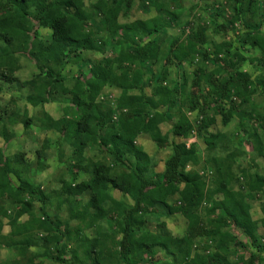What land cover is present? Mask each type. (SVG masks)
<instances>
[{
    "label": "trees",
    "instance_id": "16d2710c",
    "mask_svg": "<svg viewBox=\"0 0 264 264\" xmlns=\"http://www.w3.org/2000/svg\"><path fill=\"white\" fill-rule=\"evenodd\" d=\"M88 1L0 0V90L25 88L15 74L26 57L38 73L27 84V102L38 108L65 99L72 106L38 126L59 136V155L62 145L72 149L64 163L71 182L61 180L58 191L49 194L32 180L48 142L34 164L0 149V248L16 255L3 264H264V201L259 221L251 214V202L264 195L257 164L264 165V101L253 100L264 94V0L214 1L200 10L210 23L184 19L180 36L161 44L156 34L180 27L179 0ZM135 3L157 15L121 24ZM208 32H231L233 43L215 42ZM108 50L110 57L87 59ZM197 59L214 69L205 72ZM69 62L79 69L67 86ZM185 63L196 67L192 76L180 70ZM246 64H255V73L244 72ZM170 69L181 76L169 79ZM109 91L119 94L114 104L98 103ZM217 117L225 130L211 133ZM195 135L203 154L199 144L184 142ZM140 136L169 151L160 174L136 146ZM0 137L8 141L6 129ZM87 149L102 158L87 162ZM78 174L87 179L75 184ZM162 217L182 218L184 233L170 234Z\"/></svg>",
    "mask_w": 264,
    "mask_h": 264
},
{
    "label": "rangeland",
    "instance_id": "374dc122",
    "mask_svg": "<svg viewBox=\"0 0 264 264\" xmlns=\"http://www.w3.org/2000/svg\"><path fill=\"white\" fill-rule=\"evenodd\" d=\"M214 1H221V0H179L178 2V9L179 12H182L181 15V21H179L177 26L175 23L172 25V28L169 29V31L166 34H156L155 37L158 40V43L161 44L169 35L171 36H180V29L183 26L184 19H187L188 23H195V19L205 18L204 21L206 23H210L211 19L210 17H203L202 10L205 5H210ZM88 3H93V1H88ZM140 3H135L132 7V9L125 15H122L120 18L121 24H127L134 21H146L151 18H154L157 13L150 8V6L147 3H144L142 5ZM170 7L173 6V4H168ZM220 5H224L223 1H221ZM144 6V8H143ZM196 6H198V10H196ZM148 9V10H147ZM201 13V14H200ZM229 11L227 10L226 17H228ZM166 20V18L161 19ZM209 29H212V26H208ZM188 33V30L186 28V35ZM103 33L100 32V36ZM43 35V39H47L49 33L48 32H42L41 36ZM208 35L211 39H213L215 42H226V43H233L234 35L231 32L227 33H220L219 35H214L213 33L208 32ZM97 40V39H96ZM183 40V38H181ZM207 53L211 51V47L208 45L204 48ZM242 51V50H240ZM241 55L248 59V55H246L243 51L241 52ZM112 56L111 52L108 50L104 54H88L87 59L91 62H98L105 57ZM252 58H249L248 60H251ZM196 65H199L201 69H203L205 72L209 73L214 68L209 63L208 64H202L200 59L195 60ZM183 66L180 67L181 71L186 72L188 75L192 76V72L196 70V67L188 66L186 63L182 64ZM255 64H246L243 68L244 72L247 73H255ZM88 68V67H87ZM172 68L173 65H172ZM79 69V65H75L73 62H69V66L64 72V75L67 77V86H70L71 83L69 82V79H71ZM155 70V69H154ZM38 74L36 71V67L34 66L33 62L28 60L26 57H22L20 59V66L19 70L16 71L15 78L18 80V83L21 85H24V89H18L15 85L12 86H3L4 88L0 90V116H2V122H0V132L3 129L7 130L9 139L8 141H4V138L0 137V149L3 151L4 155L9 158H14L18 155H24L26 160L35 163V157L36 152L40 151L44 142H48L49 144V150L47 151V159L45 160L42 171L36 170L35 165H33V172L35 173L33 175V181L35 184L40 185L43 190H45L47 193L51 194L53 191H58L59 187L61 186L60 181L64 180L66 183L71 182V177L66 172V167L64 163L66 162L67 158L70 156L72 149L68 145H62V153L61 155L58 154L57 150V141L59 139V136L54 134L50 131H42L38 128L40 123L43 121L44 116L50 117L53 121H58L62 119L63 117V109L66 107H72L65 99H60L52 104H45L42 107H33V105L29 102H27V96H30L29 88L27 87V84L29 81L31 82L35 77V75ZM180 77L181 73H174L172 69L169 70V79H173L174 76ZM34 77V78H33ZM118 92L109 91L106 94H102L98 96L97 102L102 103L104 105H107V101L113 105L114 100L116 97H118ZM113 97V100L112 98ZM104 98L103 101H100L101 98ZM256 99L259 102L264 101V94H257L253 97V100ZM69 119V118H68ZM24 120H30L29 127L25 128V124H23ZM234 125L231 124V128ZM216 129H213L211 133H214L215 131L223 132L225 129L221 127L220 124V118H216ZM162 132L165 133L167 130H169V125H165L162 127ZM183 141V140H182ZM185 144L191 146L192 144H199V151L201 154H203V147L201 146L199 139L197 135H195L192 138H188L184 141ZM137 147H141L145 150V152L148 154L150 158V163L155 164V173H161L163 170V163L167 159L169 155L168 150H157L154 147L153 142L149 137L146 136H140L136 139L135 142ZM60 148V147H59ZM61 149V148H60ZM250 151V149H249ZM102 154L98 151H90L87 149L84 152V158L87 162H95L99 159H101ZM61 158V159H60ZM105 162L108 164H111V160L106 156L104 157ZM248 162L246 161L243 163V166H246ZM240 164V162L238 163ZM258 169L262 170L264 165L261 161H257ZM190 167L186 168V171H190ZM262 172V171H259ZM87 179V177L83 176L82 174H78L76 183L79 184L82 180ZM236 191L239 190V188L236 186ZM112 195L115 199L124 200L125 198L121 196L116 191H112ZM56 198L55 196H53ZM81 200L83 203L87 201V197L83 196L81 197ZM264 201V195L258 196L256 201L251 202L252 207V217L254 221H259L261 218L260 214V208L262 206V202ZM56 200L54 199V203L56 204ZM126 203H130L125 199ZM38 206H36V209ZM66 211H63L61 213V217L65 218ZM162 223H164L167 227V231L172 234L173 236H181L184 233L185 229V221L182 220L180 217H171V218H165L162 217L160 219ZM3 222V229H2V235L6 236L8 235L10 229L7 226V221L2 220ZM107 229V228H106ZM86 235L91 237L93 235L92 231H87ZM41 237V236H40ZM240 240H242L241 236H238ZM69 248V247H68ZM239 255L243 254L241 251H237ZM15 253L7 250L6 248H0V264L9 262L15 260ZM158 258L163 257L159 254L157 256ZM44 264H54L49 261H44Z\"/></svg>",
    "mask_w": 264,
    "mask_h": 264
},
{
    "label": "built area",
    "instance_id": "2783aa9c",
    "mask_svg": "<svg viewBox=\"0 0 264 264\" xmlns=\"http://www.w3.org/2000/svg\"><path fill=\"white\" fill-rule=\"evenodd\" d=\"M110 98H112V100H113V97L110 96ZM103 100H104V98L102 97V98L100 99V101H103ZM107 102H108V101H107ZM186 146L189 147V145H187V144H186Z\"/></svg>",
    "mask_w": 264,
    "mask_h": 264
}]
</instances>
